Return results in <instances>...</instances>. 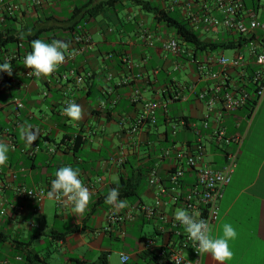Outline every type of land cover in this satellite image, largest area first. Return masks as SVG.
Wrapping results in <instances>:
<instances>
[{
	"label": "crops",
	"instance_id": "1",
	"mask_svg": "<svg viewBox=\"0 0 264 264\" xmlns=\"http://www.w3.org/2000/svg\"><path fill=\"white\" fill-rule=\"evenodd\" d=\"M15 2L21 11H25L28 0ZM54 2L43 0L42 4L46 8ZM259 3L258 14L264 19V0ZM163 5L182 8L181 1L175 0L170 4L165 1ZM123 8L122 11H126L123 16H119L120 11L117 14L104 12L90 21L87 32L92 48L77 55L73 62L80 73L92 70L97 74L95 81L101 85L96 88L97 94L83 84H66L53 75L39 81H26L20 76L21 70L15 71L14 80L0 89V126L11 130L15 143L14 149L9 146L6 165L0 166V264H27L18 247L37 253L49 264H73L74 259L91 263L104 254H107L108 262L110 249L106 241L114 237L123 242L119 253L129 254V263L136 262L132 243H125L127 230L132 228L134 221L142 220L136 216L132 221V197L121 199L128 206L119 211L113 210L105 199L109 191L116 188L120 178L131 174L128 161L137 146L135 142L141 144L147 130L144 127L137 136L129 132L142 106L141 101L132 102L130 99L132 90L138 89L143 99H158L157 71L146 74L142 66L148 63L163 65L170 74L176 63L164 54L158 40H166L171 35L156 25L153 17L144 15L138 8L132 9L127 2ZM113 28L118 30V38H110ZM93 35H99L96 41ZM204 38L215 37L207 34ZM149 41H152V46H149ZM109 55L116 56V60L123 64L118 68L116 61L109 62ZM177 65L188 67L192 72L185 80L175 79L179 87L192 84L197 91L209 85L198 82L194 67ZM42 91L49 93L42 97ZM108 94L118 100L111 120L95 114L99 102L105 100H101V96ZM187 97L181 101L187 103L186 108L178 110L176 116L187 115L198 123L203 118L204 105L193 94ZM13 98H19L24 104L18 114L11 110ZM69 98H74L83 109V117L79 121H71L63 114ZM250 111L248 103L228 114L223 122L228 136L240 135L243 138L236 166L219 202L218 220L210 227L214 237L222 236L225 223L236 230L235 239L229 241L233 257L226 264H264V94L251 117ZM28 124L38 128L40 133L39 139L31 146L19 137L20 126ZM78 134L83 137V143L74 150L73 139ZM182 135L183 143L177 146L186 144V140H192V143L196 140L191 130L182 132ZM0 141L8 145L5 137ZM203 143L207 145V140L204 139ZM224 162L222 149L207 147L205 165L220 169ZM158 164L164 175L166 163ZM62 166L79 170V179L91 193L83 215H74L71 205H60L48 196L38 203L14 193L18 186L49 190L55 172ZM143 197L147 202L140 200V203L152 204L154 201L150 189ZM110 213L121 220L110 222ZM202 264L217 262L210 255L203 254Z\"/></svg>",
	"mask_w": 264,
	"mask_h": 264
},
{
	"label": "built area",
	"instance_id": "2",
	"mask_svg": "<svg viewBox=\"0 0 264 264\" xmlns=\"http://www.w3.org/2000/svg\"><path fill=\"white\" fill-rule=\"evenodd\" d=\"M16 0H0V22L3 15H12L19 12L20 7ZM33 6L39 7L43 0H31ZM182 9L185 11L190 24L195 30L211 31L214 34L222 32L237 33L242 36L264 33V19L258 12L246 8L244 0H182ZM192 8H195L193 11ZM197 8V9H196ZM81 29L78 27V30ZM160 41L161 50L170 55H178L183 51L179 48L176 40L167 38ZM152 46V41H149ZM73 49L65 53V66L77 55L92 48V41L86 34H77L72 41ZM245 54L235 52L232 57L220 55L215 59L205 62H196L194 65L198 82H205L209 85L202 88L198 93V100L204 105L205 112L199 125L189 124L196 140L191 145L167 148L158 154V163H166L163 177L160 176L159 164L152 167L147 174L148 188L154 194L152 204L137 203L132 206V221L139 216L145 223L152 225L149 235L142 238L134 248V255L137 258L133 264H202L203 255L200 257L196 252V244L190 241L184 228L174 219L177 208L187 210L190 214L198 213L197 219H204L211 227L218 220L219 202L222 199L223 191L229 184L237 156L243 141L240 135L228 136L223 125L225 117L231 114L251 100V94L247 90L249 84L253 85L255 101L251 105L249 117L254 115L258 102L264 94V42H250L246 45ZM250 58H252L250 60ZM225 59L228 63H224ZM11 57H5L4 61L9 62ZM251 63L256 67L250 78L245 74V67ZM178 65L174 67L177 70ZM217 66L218 71L212 69ZM31 69L21 70L20 76L28 81L39 80L35 76L28 75ZM15 70L12 67V75L0 72V89H3L8 81L14 80ZM90 73L77 74L74 69L68 68L61 75L60 81L67 83L69 79L74 80L76 85H81ZM127 82V81H126ZM195 86L188 89L189 94L195 92ZM45 96V93H43ZM187 95L179 93L167 102H159L150 99L142 100L138 89L132 91V102L142 100L141 113L131 125L130 133L137 136L144 127H152L157 120V111H166L167 106L174 100H187ZM69 101L74 102L73 99ZM116 104L115 99L102 100L98 104L99 110L112 107ZM24 108L19 98L11 101V110L18 114ZM183 121L173 124V133L184 127ZM237 126V123H236ZM8 141L10 148L14 149V141L11 130L6 128L0 131ZM207 140V145L203 141ZM232 146V149H229ZM207 147L223 150L225 159L220 169H213L204 164ZM122 160H119L121 163ZM49 190L43 188H25L18 186L14 193L23 198L35 202H42ZM31 193V194H30ZM64 204L63 201H56ZM110 222L121 220L114 213L108 215ZM126 264L130 261V256ZM144 258L139 261L140 256ZM20 258H18L19 260Z\"/></svg>",
	"mask_w": 264,
	"mask_h": 264
},
{
	"label": "trees",
	"instance_id": "3",
	"mask_svg": "<svg viewBox=\"0 0 264 264\" xmlns=\"http://www.w3.org/2000/svg\"><path fill=\"white\" fill-rule=\"evenodd\" d=\"M165 1L166 0H55L54 4L44 8L43 4L36 7L32 5L31 0H28L25 11L20 10L19 12H14L11 16H2V22H0V64L5 62V57H11L9 62L15 71L25 69L26 67L24 66L23 61L25 56L32 51L31 41L34 39H41L48 43H51L52 40H62L70 44L68 50L73 49L72 41L74 36L82 33L88 35L87 29L90 21L95 20L104 12H115L117 14L119 10L124 9V2H127L130 6L138 8L142 13L150 14L153 17L154 23L162 26L169 35H171L169 38L177 41L179 48L183 51L182 53L176 56L164 53L168 56V59L176 64H188V66L196 68L194 63L213 59L215 56L213 54L214 52L235 50V52L245 54V48L248 43L264 42L263 32L242 36L237 33L222 32L221 34H214L211 31L206 32L200 29L195 30L182 8L179 9L178 7L173 6H164L163 4ZM211 1L212 0H207L208 4H210ZM259 1L260 0H244V3L246 8L258 12L260 5ZM57 9L59 12H57ZM192 9L193 11L195 10V8ZM78 27L81 29L78 30ZM22 32L25 34L24 39H19V34ZM207 34H212L215 38H204ZM232 37L235 38L231 39ZM109 59V62L116 61L118 68L123 64L121 60H116V56L112 57L109 55ZM251 59L252 58H250V60ZM74 60L75 58L65 66H58L57 70L52 74L55 76L56 80L60 81L61 75L66 72L68 68L74 69L77 74L86 73H80L78 68L73 66ZM147 63L148 61L146 64ZM141 69L146 74L157 71L156 75L158 76L156 77V84L159 88V95L158 99L151 98L150 100L167 102L178 93L180 95H188L189 87L193 86L190 84L182 88L181 86L179 87L178 81H176L174 77L176 70L171 71L169 74L164 70L163 65L156 66L148 63V65H143ZM212 69L218 71L219 68L213 66ZM255 70L256 67L251 63H248L245 67L246 76L250 78ZM87 73H90V76L86 77L82 84L90 92L94 90L97 94L96 88L101 86L98 80L95 81V79L98 78L97 74L92 70H89ZM43 78L45 77H41L39 80H42ZM69 83L75 84L72 79H69L66 84ZM247 90L252 96L249 102V104L252 105L255 101L254 93L251 91L253 90V85L249 84ZM200 91L201 89L197 91L195 90L193 93V96L197 100ZM43 93H45L46 96L49 92H41V96L45 97ZM191 95L192 94H190V96ZM111 96V94H108L105 97L102 95L100 99L102 100L104 98L108 101L115 99L116 104L112 107H107L104 110L98 109L95 113L106 120H111L113 113L117 110V97ZM69 99L74 100V98ZM139 101H141L142 105V100ZM176 102H181V100L177 99L169 103L166 111L159 109L160 111L157 113L156 123L152 127H147V130L142 137V143L138 144L135 142V146H137L132 151V159L128 161L130 164V167L128 166V168L132 169L131 174L126 178H120L119 183L116 185V188L119 189L120 200L135 197L137 188L140 183L145 180L144 177H147L148 171L158 163L157 156L160 151L167 148L177 147V145L183 143L182 132L192 131L189 124H194L196 126L199 125L200 121L196 123L195 120L187 115H170L169 107ZM134 121H132L131 125ZM181 121L185 123V126L181 127L179 131L173 133L171 126L173 124H178ZM131 125L129 127V132ZM160 128H162V130H159ZM4 129H6V127L0 126V131ZM3 137L5 136H0V138ZM185 142L187 145L192 144V140H186ZM82 143L83 137L78 134L73 139L72 147L74 150H77ZM158 172L160 176L162 174L161 177H163V173H161L160 170H158ZM18 249L27 264H49L45 259H41L37 253L26 251L21 247H18ZM143 258L144 255L140 256L139 261ZM72 261L73 264H108L107 254L101 255L96 262L88 263L78 259ZM128 264L132 263L130 262Z\"/></svg>",
	"mask_w": 264,
	"mask_h": 264
},
{
	"label": "clouds",
	"instance_id": "4",
	"mask_svg": "<svg viewBox=\"0 0 264 264\" xmlns=\"http://www.w3.org/2000/svg\"><path fill=\"white\" fill-rule=\"evenodd\" d=\"M30 34V33H29ZM25 34H19V39H24ZM70 44L62 40H52L51 43L41 39L31 41L32 51L24 58V66L31 71L28 75L39 77H49L63 64ZM228 63L225 59L222 61ZM0 72L12 75V66L10 62L0 64ZM63 114L70 118L71 121H79L83 117V109L75 102L69 101L63 110ZM39 129L33 125H21L19 128V137L26 145L31 146L39 139ZM9 145L0 141V166L6 165L8 161ZM54 150V149H52ZM79 170L71 166H62L55 172V179L51 181L50 189L47 192L49 199L63 201L65 205H71L73 214L83 215L86 211L90 200L91 193L79 179ZM31 194V193H30ZM120 193L118 188H112L105 203L112 206L113 210L119 211L125 209L128 205L126 201L119 199ZM198 213L190 214L187 210L177 208L174 213V219L184 228L190 241L195 242L196 252L201 257L208 254L217 262V264H226L233 257L229 241L235 239L237 233L234 227L225 223L222 226V236L214 237L211 234V228L204 219H197ZM117 264H126L129 257L124 253H117Z\"/></svg>",
	"mask_w": 264,
	"mask_h": 264
},
{
	"label": "rangeland",
	"instance_id": "5",
	"mask_svg": "<svg viewBox=\"0 0 264 264\" xmlns=\"http://www.w3.org/2000/svg\"><path fill=\"white\" fill-rule=\"evenodd\" d=\"M172 1L174 0H166L167 4H170ZM177 1H182V0H175ZM132 9H137L136 7L132 6ZM120 12L118 13L119 16H123L125 15L126 11H122L119 10ZM144 15L148 16V17H152L150 14H146L143 13ZM126 30V29H125ZM118 31V30H117ZM114 28H113V34L110 35L112 37H116L118 38V32H117ZM99 35H93V39L94 41H96V39H98ZM235 37H232L231 39H234ZM215 56H220V55H224L225 57H232L235 54V50H226V51H218V52H214L213 53ZM214 56V57H215ZM178 69L175 71L174 73V77L177 80H185L188 78V75H192V72L189 70V68H183V66L178 65L177 66ZM173 68V66H171V69ZM187 106V103L184 102H176L170 105L169 107V113L170 115L174 116L178 114V110H184ZM159 130H162V128H160ZM144 181H142L140 183V185L137 188V192H136V196L132 198V206H135L140 200L143 202H147V200L143 197V194H145V192L147 190H149L148 185L146 183V177H144ZM152 225L148 224V223H142L141 220H136L134 221V224H132V228L127 230V234L125 237V243H132V249L135 248L137 242H139L141 240V238L146 237L147 235H149L152 231ZM108 243V248L110 249V253L108 256V264H117V260H118V256L116 255L117 253H119L122 250V246H123V242L121 239H116V237H114L111 241H106Z\"/></svg>",
	"mask_w": 264,
	"mask_h": 264
}]
</instances>
